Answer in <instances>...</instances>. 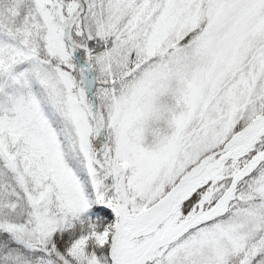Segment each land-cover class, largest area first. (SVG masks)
Here are the masks:
<instances>
[{
    "label": "snow or ice",
    "instance_id": "snow-or-ice-1",
    "mask_svg": "<svg viewBox=\"0 0 264 264\" xmlns=\"http://www.w3.org/2000/svg\"><path fill=\"white\" fill-rule=\"evenodd\" d=\"M0 264H264V0H0Z\"/></svg>",
    "mask_w": 264,
    "mask_h": 264
}]
</instances>
